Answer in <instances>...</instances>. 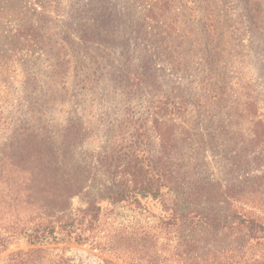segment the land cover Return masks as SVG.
<instances>
[{
	"label": "rangeland",
	"instance_id": "obj_1",
	"mask_svg": "<svg viewBox=\"0 0 264 264\" xmlns=\"http://www.w3.org/2000/svg\"><path fill=\"white\" fill-rule=\"evenodd\" d=\"M145 61L156 82L124 97ZM162 97L184 108L160 119L174 139L176 175L214 193L202 201L213 215L237 207L264 222V126L256 125L264 123V0H0V167L7 163L12 184L30 155L45 161L51 150L63 162L59 142L19 138V127L57 132L79 125L84 138L69 168L95 181L71 200L70 212L85 210L110 185L106 168L95 165L99 153L119 150L131 137L132 114ZM150 136L148 149L172 156L173 148ZM52 182L57 190L60 183ZM144 225L154 228L147 242L132 235ZM159 227L152 215L122 209L85 240L34 244L18 236L0 264L20 251H45V264H142L143 251L178 264L180 234ZM253 252L260 257L264 247Z\"/></svg>",
	"mask_w": 264,
	"mask_h": 264
},
{
	"label": "trees",
	"instance_id": "obj_2",
	"mask_svg": "<svg viewBox=\"0 0 264 264\" xmlns=\"http://www.w3.org/2000/svg\"><path fill=\"white\" fill-rule=\"evenodd\" d=\"M248 7L255 8L252 5ZM149 64V61H145L142 64V73L138 76L133 74L128 79L133 84H128V92L123 94L124 97L130 99L135 93L134 90H141L149 82H156L152 75L146 73ZM162 98L167 99H156L154 103L141 106L144 107L143 110L137 109L132 114L134 128L131 137L123 146L118 145L121 147L119 150L115 152L107 148L99 153L95 165L99 164V170L106 168L108 174L105 176L110 178V185L99 190L89 206L76 214L70 212L71 200L85 192L89 184L95 181L90 173H80L69 168L78 162L75 148L84 138L82 127L73 124L57 132L48 128L40 131L31 125L19 127L14 132L19 138L59 142L63 162L61 166L52 157L51 150H48L49 159L46 157L45 161L30 155L26 160H20L22 165L19 166V179L13 184V172L5 166L7 163H2L0 254L22 235L34 244H41L43 240L51 237L60 238L62 241L85 240L105 219L115 217L123 209L152 215L158 219L160 230L166 234L179 233L178 247L185 250L178 264H264V253L259 257L253 252L254 249L264 247V222L237 207L228 209L223 217L213 215V212L202 205V201H205L204 198L208 201L214 200V193L204 191L205 189L189 188V177H182L179 173L176 175L173 164L174 139L164 131L168 126L160 119L171 114H182L184 108L177 101L174 103L173 97ZM145 103L135 105L128 112ZM256 125L264 126V123ZM150 133L159 138L160 148H173L171 157H166L161 149L157 152L148 149V145L151 147ZM31 159L35 167H25ZM44 165L46 173L44 170L39 171ZM55 180L60 183L59 188L52 190L50 185ZM215 194L216 200L222 198L219 193ZM21 215L24 218L21 219ZM153 229L149 225L138 226L132 235H138L143 242H147L148 238H154ZM209 248L214 251L209 250L210 253L199 256L200 249ZM44 253L45 251H20L10 257L9 264H45L41 259ZM139 260L142 264L167 262L162 254L147 251H143ZM47 264L66 262L59 258Z\"/></svg>",
	"mask_w": 264,
	"mask_h": 264
}]
</instances>
